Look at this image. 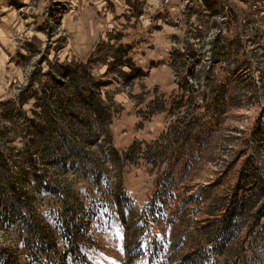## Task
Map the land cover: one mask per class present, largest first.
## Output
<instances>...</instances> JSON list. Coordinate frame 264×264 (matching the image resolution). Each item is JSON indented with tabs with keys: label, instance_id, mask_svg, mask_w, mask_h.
I'll return each mask as SVG.
<instances>
[{
	"label": "rangeland",
	"instance_id": "374dc122",
	"mask_svg": "<svg viewBox=\"0 0 264 264\" xmlns=\"http://www.w3.org/2000/svg\"><path fill=\"white\" fill-rule=\"evenodd\" d=\"M0 264H264V0H0Z\"/></svg>",
	"mask_w": 264,
	"mask_h": 264
},
{
	"label": "trees",
	"instance_id": "16d2710c",
	"mask_svg": "<svg viewBox=\"0 0 264 264\" xmlns=\"http://www.w3.org/2000/svg\"><path fill=\"white\" fill-rule=\"evenodd\" d=\"M121 37L122 36H118L117 39H115L116 41H121ZM128 48V50H132V46L127 45V44H122L121 46L118 47V49L116 50L115 54H114V62L113 64H111L112 67L114 66H122V67H127L129 69L130 72L126 73V72H119V74L125 79V81L129 82L131 80H135V79H139V78H143L146 77L147 74L142 70L141 67H139L138 65H136L134 59L132 57L129 56L128 51H125V49ZM94 62H91L90 59H88V61L86 63H83V61H81L78 64H70V65H66L63 66L61 68H59V79L60 81H63L64 79L67 81H71L73 83H78L81 82L82 80H87L90 81V71L88 66L93 64ZM110 66V67H111ZM109 73H113V70L110 68L109 69ZM36 73L33 74L30 79L28 84L24 87V89L20 92L19 98H18V104L20 103L22 106H24L26 103H28L29 98L25 97L26 93L32 89L33 91H35L36 93H38L39 90H36V88L38 87L36 84L37 80L35 79ZM59 80H56V83H58ZM180 85L183 84V80H181ZM89 91V90H86ZM110 99V98H109ZM84 103H86L85 99H83ZM100 102L101 108L96 110L95 115L98 117V119L104 124L105 128L108 126V128L113 124L114 119L116 118V116L119 114L118 108L115 109L114 106L110 105L107 108H105V104L104 102ZM41 107L39 108V106H37V110H35L34 114L38 113V110H40ZM115 109V110H114ZM172 112V107L169 108L168 110V115L171 114ZM149 115H155V110H151L150 113H148ZM140 143H138L139 146ZM137 147V145L135 147H131L129 149V153L125 155V158L122 160V164L119 165L120 167V171H119V176H118V180L119 184H117L116 187V193L118 194H124L127 195V192L125 190V187L123 185V182H121V175H122V170L125 167V163L127 162H131V164H134V162H136L137 159V155L142 154V152H139L138 154L134 153L135 148ZM115 155L118 154L116 151L114 152ZM142 157H144L143 159H145V156L143 155ZM119 161L118 156L116 155V157L114 158V162L117 163ZM243 188L240 187V184L237 185L236 189L234 190V194L235 197H237L240 193V191Z\"/></svg>",
	"mask_w": 264,
	"mask_h": 264
},
{
	"label": "crops",
	"instance_id": "0c3cea01",
	"mask_svg": "<svg viewBox=\"0 0 264 264\" xmlns=\"http://www.w3.org/2000/svg\"><path fill=\"white\" fill-rule=\"evenodd\" d=\"M97 7V6H96ZM97 9H100L99 7L97 8ZM96 9V10H97ZM97 11H99V10H97ZM93 24V21H91V22H89V25H92ZM88 26V25H87Z\"/></svg>",
	"mask_w": 264,
	"mask_h": 264
},
{
	"label": "snow or ice",
	"instance_id": "6c2138e0",
	"mask_svg": "<svg viewBox=\"0 0 264 264\" xmlns=\"http://www.w3.org/2000/svg\"><path fill=\"white\" fill-rule=\"evenodd\" d=\"M123 238V236L121 235V239Z\"/></svg>",
	"mask_w": 264,
	"mask_h": 264
}]
</instances>
